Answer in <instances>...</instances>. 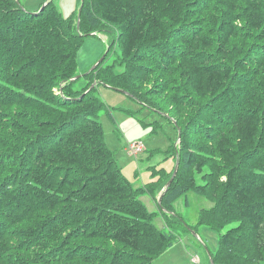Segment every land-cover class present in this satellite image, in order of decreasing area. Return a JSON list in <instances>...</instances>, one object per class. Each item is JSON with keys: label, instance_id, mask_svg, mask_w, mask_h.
I'll use <instances>...</instances> for the list:
<instances>
[{"label": "trees", "instance_id": "obj_1", "mask_svg": "<svg viewBox=\"0 0 264 264\" xmlns=\"http://www.w3.org/2000/svg\"><path fill=\"white\" fill-rule=\"evenodd\" d=\"M84 1L78 30L75 11L65 17L54 0L41 12L0 0V100L17 94V108L0 112V209L18 195L54 211L28 231L30 244H2L1 211L0 264H155L177 221L220 232L216 264H264V0ZM107 25L119 32L124 70L104 60L73 80L84 38ZM17 78L24 83L13 86ZM101 84L170 108L181 130L178 173L156 200L169 231L140 199H156L168 172L155 170L142 188L123 173L98 119L109 106ZM190 189L215 203L196 227L173 206ZM61 227L57 242L47 230Z\"/></svg>", "mask_w": 264, "mask_h": 264}, {"label": "rangeland", "instance_id": "obj_2", "mask_svg": "<svg viewBox=\"0 0 264 264\" xmlns=\"http://www.w3.org/2000/svg\"><path fill=\"white\" fill-rule=\"evenodd\" d=\"M19 1L25 8L34 11V8L40 9L47 0ZM54 5L61 10L65 17L72 16L75 11L73 16L76 19V15H79L81 0H54ZM107 26H109L106 28L107 31H96V34L84 38L76 57L80 74L91 69L104 55V60H106V62L103 60L104 67H109L110 64L117 61L115 69L124 70V65L119 63L122 55L118 42L119 32L112 25ZM84 33H88V31ZM15 83L13 86H20L24 80L17 78ZM13 91L14 89L8 88L7 91H3V95L7 92L8 94L14 93ZM96 94L104 98L109 105L108 108L102 109L98 115V119L104 126L106 144L114 152L119 167L133 185L137 188L148 185L149 182L156 179L155 170L160 169L168 172L166 177H164L165 174L162 177L165 183L170 180L175 170L176 161L173 142L177 139V129L170 122L168 116L172 114L170 108L162 109L168 115L156 112L140 104L131 96L103 84L98 86ZM16 95L14 93L12 99L4 97L0 100V112L6 114L8 110L17 108ZM149 100L155 101L154 99ZM136 141H142L144 144V150L137 154L131 153L129 148L130 143ZM177 146L181 148V145L177 144ZM197 180L201 181V176H197ZM164 185V183L160 184L156 199L147 192L140 194V199L147 205L148 210L154 213L156 226L169 231L167 221L156 201ZM13 200V203L7 206L5 204L0 209L3 221L9 225L7 227L9 233L6 238H3L5 242L2 244H13V241L30 244L28 241L31 233L28 231H32V233L36 231L35 224L39 226L43 215H49L54 211L44 210L42 204L37 203L36 199L31 196L18 197L17 195V198ZM214 205V201L206 193L202 194L194 189L179 193L173 201L177 213L186 223L194 227L199 224L201 211L210 209ZM234 223L237 222L234 221ZM234 223L228 225L225 230ZM186 227L178 221L173 224L176 241L154 257L155 264H211L209 251L215 252L219 248L220 232L208 225H198L195 234V230H188ZM66 229L61 227L59 231V229L49 228L47 232L54 240L61 242L62 237L64 238L67 233ZM53 243L56 242L53 241L50 245ZM56 247L58 246L41 255L46 257L50 255V251L54 254L59 249ZM195 257H199L200 260L195 262Z\"/></svg>", "mask_w": 264, "mask_h": 264}, {"label": "water", "instance_id": "obj_3", "mask_svg": "<svg viewBox=\"0 0 264 264\" xmlns=\"http://www.w3.org/2000/svg\"><path fill=\"white\" fill-rule=\"evenodd\" d=\"M48 2H49V0H47V1L42 5V7L39 9V12H41V11H43V10L45 9V7H46V5L48 4ZM83 2H85V1L82 0L81 6H80L79 15H77V16H78V21H77L78 30H80L81 12H82V8H83V5H84ZM94 34H96V33H90V36H91V35H94ZM104 56H105V55H104ZM104 56H103L101 59H99V61H98L97 63H95V64L93 65V67L87 71V73H89V71L91 72V71H93L94 69H96L97 66H98V65L104 60V58H105ZM81 76H82V74H80V75L74 77L73 80L76 81V79L80 78ZM97 83H98V82H95V83L91 84V87H90L89 90H91L93 87H95V86L97 85ZM115 89L118 90V91H120V92H122V93H125V94H127V95H130V93H129L128 91L124 90V89H120V88H115ZM180 137H182V133H181V130L179 129V137H177V138H178V141H177L176 144L179 143V141H180V139H181ZM179 165H180V158H179V156H178V157H177V161H176V165H175L174 173H173L171 179L166 183V185H165L163 191L160 193V196H159V198H158V204H159V205H162L163 197H164L165 193L168 191V189L170 188L172 182L174 181V179H175V177H176V175H177V173H178V170H179ZM192 230H193V229H192ZM195 234H196V231H195ZM209 257H210V262H211V264H216V263H215V260H214V258H213V256H212V254H211L210 251H209Z\"/></svg>", "mask_w": 264, "mask_h": 264}, {"label": "built area", "instance_id": "obj_4", "mask_svg": "<svg viewBox=\"0 0 264 264\" xmlns=\"http://www.w3.org/2000/svg\"><path fill=\"white\" fill-rule=\"evenodd\" d=\"M129 148H130V150H131V151H130L131 153H135V154H137L138 152L144 150V144H143L142 141L132 142V143H130ZM199 260H200L199 257H195V258H194V261H195V262H198Z\"/></svg>", "mask_w": 264, "mask_h": 264}, {"label": "crops", "instance_id": "obj_5", "mask_svg": "<svg viewBox=\"0 0 264 264\" xmlns=\"http://www.w3.org/2000/svg\"><path fill=\"white\" fill-rule=\"evenodd\" d=\"M37 8H34L33 10H36Z\"/></svg>", "mask_w": 264, "mask_h": 264}]
</instances>
